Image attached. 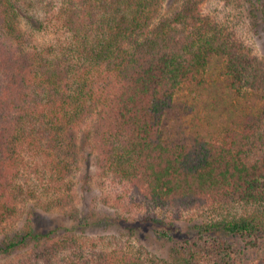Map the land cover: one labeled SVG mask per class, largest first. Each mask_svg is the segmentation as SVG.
Listing matches in <instances>:
<instances>
[{
	"label": "trees",
	"instance_id": "obj_1",
	"mask_svg": "<svg viewBox=\"0 0 264 264\" xmlns=\"http://www.w3.org/2000/svg\"><path fill=\"white\" fill-rule=\"evenodd\" d=\"M163 2L61 0L67 37L26 50L13 0H0V227L18 202L46 211L71 203L78 131L91 120L99 176L160 208L244 207L210 227L264 236V60L198 1L167 13ZM209 69L247 108L218 138L165 139V110ZM115 243L66 226L34 231L29 220L0 241V254L28 248L19 264H230L215 248L176 247L160 258Z\"/></svg>",
	"mask_w": 264,
	"mask_h": 264
},
{
	"label": "rangeland",
	"instance_id": "obj_2",
	"mask_svg": "<svg viewBox=\"0 0 264 264\" xmlns=\"http://www.w3.org/2000/svg\"><path fill=\"white\" fill-rule=\"evenodd\" d=\"M181 1L164 0L162 12L171 11ZM196 1L204 14L252 46L258 58L264 60V22L260 19L264 0H251L255 10L249 0ZM13 2L17 8L15 20L23 32L20 43L23 49L46 48L67 37L56 17L61 0ZM218 77V70L209 69L201 85L182 88L176 93L171 107L163 114L165 139L189 144L198 137L218 138L232 124L235 113L247 108L248 102L238 103L237 97L216 84ZM90 128L91 120L78 131V164L71 178V203L46 211L36 200L18 202L15 212L0 227V241L6 235L22 231L31 220L34 231L66 226L68 230L104 237L116 242L115 246L160 258L170 257L176 247L215 248L223 252V258L230 264H264V236L245 238L210 227L224 216L243 212L244 207L231 208L229 212L227 208L201 205L160 208L142 200L124 185L99 176L96 151L87 136ZM29 252L23 247L10 254H0V264H19Z\"/></svg>",
	"mask_w": 264,
	"mask_h": 264
}]
</instances>
